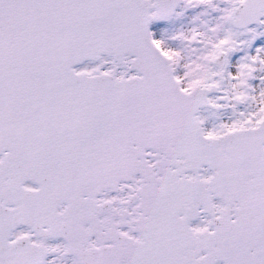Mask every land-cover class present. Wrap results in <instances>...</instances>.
Masks as SVG:
<instances>
[{
  "label": "snow or ice",
  "instance_id": "snow-or-ice-1",
  "mask_svg": "<svg viewBox=\"0 0 264 264\" xmlns=\"http://www.w3.org/2000/svg\"><path fill=\"white\" fill-rule=\"evenodd\" d=\"M0 264H264V0H0Z\"/></svg>",
  "mask_w": 264,
  "mask_h": 264
}]
</instances>
